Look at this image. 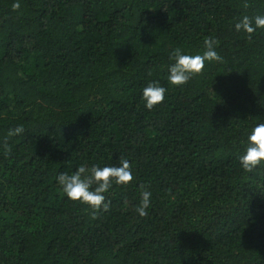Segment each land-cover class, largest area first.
Wrapping results in <instances>:
<instances>
[{
  "label": "trees",
  "instance_id": "16d2710c",
  "mask_svg": "<svg viewBox=\"0 0 264 264\" xmlns=\"http://www.w3.org/2000/svg\"><path fill=\"white\" fill-rule=\"evenodd\" d=\"M256 15L264 0H0V264H264V163L238 159L264 123V28L234 27ZM205 39L222 60L168 83L170 53ZM121 160L133 179L106 209L57 182Z\"/></svg>",
  "mask_w": 264,
  "mask_h": 264
},
{
  "label": "clouds",
  "instance_id": "9594fccd",
  "mask_svg": "<svg viewBox=\"0 0 264 264\" xmlns=\"http://www.w3.org/2000/svg\"><path fill=\"white\" fill-rule=\"evenodd\" d=\"M19 3L13 4V9H18ZM235 30L242 31L251 36L257 29L264 28V15H256L252 18L244 16L235 25ZM203 54H186L180 48L174 49L167 66V81L171 85L180 86L186 84L193 76L202 72L206 61H221L222 57L215 50L216 41L205 39ZM166 88L153 81L142 90V98L145 108L151 110L154 105L161 103L165 98ZM23 131L16 127L10 135H18ZM243 153L239 155L240 166L251 172L257 165L264 163V123H258L245 131ZM133 179L131 166L127 160H121L119 166L92 165L86 168L81 165L71 174L61 173L57 176V182L66 198L87 204L93 210L101 207L107 208L105 192L113 183L127 185ZM151 192L145 190L141 193L140 203L136 212L140 216L147 215L150 205Z\"/></svg>",
  "mask_w": 264,
  "mask_h": 264
}]
</instances>
